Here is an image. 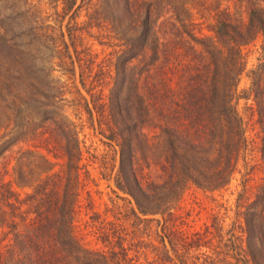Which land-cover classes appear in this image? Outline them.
I'll use <instances>...</instances> for the list:
<instances>
[{
    "label": "rangeland",
    "instance_id": "374dc122",
    "mask_svg": "<svg viewBox=\"0 0 264 264\" xmlns=\"http://www.w3.org/2000/svg\"><path fill=\"white\" fill-rule=\"evenodd\" d=\"M118 1L76 0L67 8L70 0H0V28L11 37L16 49L28 52L29 59L42 69V79L33 78L34 82L50 97L54 95L55 111L65 117L79 143L80 153L74 159L77 167L73 170L79 181L75 235L91 250L116 251L118 255H112V264H200L205 256L218 259L228 252L225 242L241 234L245 209L255 199L264 179L260 123L253 97L243 98L247 96L244 91L250 87L252 71L263 55L264 32L241 46L244 69L238 78L241 97L236 107L247 144L238 153L229 182L218 188L186 184L176 199L161 207L162 213L143 215L133 198L115 184L119 166L116 133L124 123H129L126 110L118 113L109 99L115 77L114 63L125 47L124 33L129 22ZM166 1L161 0L155 12ZM168 1L178 9L186 26L179 27L176 21L179 34H169L170 26L159 24L160 19L168 16L161 10L162 17L154 24L158 38L155 66L148 72L147 68L142 69L139 59L144 51L130 63L135 65L130 69L133 76L126 81L123 91L134 87L126 93L131 96V103L138 104L147 74L153 72L151 75L155 76V70L156 77L164 78L178 94L183 92L194 65L203 67L208 77L211 64L207 47L217 51L221 43L216 41L214 33L217 13L225 9L236 22L245 23L251 4L245 0ZM253 2L261 4L258 0ZM14 8L18 11H13ZM27 10L30 13L24 15ZM131 34L132 31L127 32L128 36ZM23 85L13 81V91L21 90ZM131 115L135 117L133 111ZM154 118L152 115L141 128L145 142L136 150L137 175L143 187L162 183L168 173L160 168L167 153L162 142L165 136L158 125H174ZM47 133V142L36 140L40 146L18 142L4 152L3 155L9 154L5 159L0 157V173L20 200L25 201L32 193L31 186L49 174L58 179L56 185L61 188L60 178L66 171L64 139L51 122ZM142 138H139L141 142ZM26 148H30L32 156L28 161L21 160L18 151ZM20 170L31 185L19 182ZM25 203L23 208L31 202ZM206 227L209 232L204 235L213 237L211 245L204 243L194 248L193 243L187 244L195 239L193 233L203 234ZM4 229L0 228V238ZM234 242L236 247L243 246L241 240Z\"/></svg>",
    "mask_w": 264,
    "mask_h": 264
},
{
    "label": "trees",
    "instance_id": "16d2710c",
    "mask_svg": "<svg viewBox=\"0 0 264 264\" xmlns=\"http://www.w3.org/2000/svg\"><path fill=\"white\" fill-rule=\"evenodd\" d=\"M245 1H251L245 23L236 22L225 9L217 13L214 33L216 41L221 43L217 51L207 47L211 64L208 77L203 67L194 65L183 92L178 94L164 78L156 77L155 70V76L151 75L153 72L147 74L145 95L143 93L139 98L138 104L131 103V96L126 94L133 91V86L123 90L126 81L133 76L130 69L135 65L130 63L141 52L144 51L139 59L142 69L147 68L148 72L155 66L158 38L154 24L162 17L161 10L168 16L160 19L159 24L169 25V34H179L176 21L179 27H185L186 23L168 0L158 12L155 9L161 0L118 1L129 22L124 33L125 47L114 63L115 77L109 99L118 113L126 110L129 123H124L116 133L119 166L115 184L133 198L143 215L162 213L161 207L176 199L186 184L218 188L229 182L238 153L247 144L236 107L241 97L237 89L238 78L244 69L241 46L264 32V0H258L261 4ZM75 2L70 0L67 8ZM13 11L18 10L14 8ZM29 13L27 10L24 15ZM128 31L133 34L128 36ZM10 40L11 37L0 28V157L5 159L9 154L3 155L4 152L18 142L35 147L40 146L36 145L39 138L47 142L51 122L64 139L66 171L60 178L61 188L56 185L58 179L51 174L31 186L32 193L25 198L31 202L27 208H23L25 201L19 199L0 173V228H6L0 238V264H112V255H118L116 251L91 250L75 235L79 181L73 170L77 167L74 159L80 153L79 143L65 117L55 111L54 95L50 97L35 84L33 78L42 79V69L36 61L29 59L28 52L16 49ZM262 48L260 63L252 71L250 87L244 91L247 96L243 98L251 95L254 100L262 132L260 153L264 166V45ZM174 68L172 65L171 69ZM13 81L22 82L24 87L13 91ZM152 115L174 126L158 125L165 136L162 142L167 155L160 168L168 171L166 179L143 187L137 175L136 150L143 147L145 138L141 128ZM45 149L49 153V149ZM18 151L21 160L28 161L32 157L30 148ZM17 179L24 185H31L22 170L17 173ZM242 222L241 234L224 244L227 254L218 259L205 256L200 264H264V179L255 199L245 209ZM208 232L206 227L203 234L193 233L195 239L187 244L192 246L193 243L194 248H200L204 243L211 245L213 237L204 235ZM235 239L241 240L243 246L236 247Z\"/></svg>",
    "mask_w": 264,
    "mask_h": 264
}]
</instances>
